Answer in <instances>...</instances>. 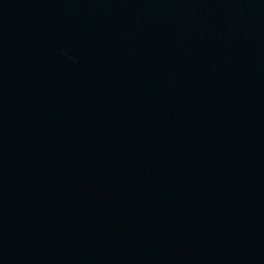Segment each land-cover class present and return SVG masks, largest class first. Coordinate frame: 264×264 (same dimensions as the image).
Segmentation results:
<instances>
[{
    "label": "water",
    "instance_id": "water-1",
    "mask_svg": "<svg viewBox=\"0 0 264 264\" xmlns=\"http://www.w3.org/2000/svg\"><path fill=\"white\" fill-rule=\"evenodd\" d=\"M0 264H264V0H0Z\"/></svg>",
    "mask_w": 264,
    "mask_h": 264
}]
</instances>
